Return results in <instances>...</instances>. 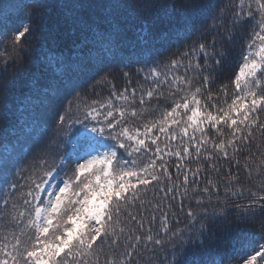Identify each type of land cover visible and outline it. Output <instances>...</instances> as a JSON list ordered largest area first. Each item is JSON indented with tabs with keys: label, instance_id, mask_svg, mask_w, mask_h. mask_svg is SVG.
<instances>
[{
	"label": "snow or ice",
	"instance_id": "snow-or-ice-1",
	"mask_svg": "<svg viewBox=\"0 0 264 264\" xmlns=\"http://www.w3.org/2000/svg\"><path fill=\"white\" fill-rule=\"evenodd\" d=\"M178 3L190 7L192 11L189 13L178 9ZM20 7L22 12L24 9H34L28 15L39 21L42 20V10H45L47 5L45 0H27ZM82 7L79 3L71 5L67 17L70 33L79 34L78 39L73 42L71 54L64 56L63 53H49L44 57L50 66H54L58 78V82L50 87L49 92L58 95L61 88L66 89L72 80L83 72L87 66L85 59L89 57L100 64L118 59L122 28L120 20L113 18L110 10H118L125 22L148 21L157 18L161 12L172 17L179 12L185 21V39H191L192 43L186 46L179 56L170 59L163 70L152 67L149 69L150 75L144 77L145 80H154L155 88L164 84L175 89L172 93L173 106L170 110L161 112L159 119L146 123L142 130L130 128L127 120L137 117L135 109L129 111L126 108L114 107L111 100L100 104L99 107L88 105L73 87L72 91L80 98L76 110L73 111L70 103L55 115L57 137L60 143L65 145L62 152L50 163L47 159L42 160L39 173L33 170L32 174L27 176L20 175L24 170L19 168L17 160L8 155L0 156V190L11 189L12 194L18 195L23 202L22 210L18 215L14 213L11 217L17 226L23 224V227L18 235L13 233L10 250L8 244L0 247V264H69L73 259L80 261V264H95L101 254L107 257L105 264H130L133 253L127 250L117 253L115 248L120 246V237L126 231L129 235L125 239L133 238L131 234L135 229L128 221H134L141 229L143 223L131 212L125 213L127 219L122 221L121 205L134 206L135 201L141 199L140 193L146 192L149 185H161L160 192L175 198L177 186L172 182L165 155L183 159L191 155L190 148H195L197 159L205 155L206 159L211 160L212 154L208 153L207 149L201 151L205 145L211 143L214 151L222 153L227 159L228 149L231 148L234 153L238 152L240 146L236 142L246 143L248 137L253 135L254 127L258 126L260 130H264V123L258 124V109L264 111V87L261 86L264 79V0H228V3L222 5L211 2L194 5L192 0H166L165 3H160L159 0H121L119 3L103 6L109 14L101 23L92 18H83L78 11ZM229 12L230 16L227 15ZM201 16L211 23L197 29L195 20ZM244 20L255 22L258 30L253 31L252 39L242 56V63L232 80L235 94L231 102L226 100V106L222 107L202 103L201 87L197 86L193 90L191 79L186 75L172 73L184 66L185 59L189 61V68L195 59V67L200 69L201 57L205 66L211 59L216 65L213 71L219 70L227 58L225 43L232 42L234 30L242 26ZM36 30L30 21L22 22L20 28L14 30L11 44L16 55L11 59L15 66H22L23 56L26 54L17 48L21 38ZM209 33L212 34L210 42L207 40ZM0 37L8 39L7 31L0 33ZM217 37L224 42L220 43L219 48ZM256 39L260 41L258 48L255 46ZM4 56L0 61L4 67L0 71H7V52ZM124 75L128 76V73L124 72ZM211 78L212 72H209L202 76L201 83L207 86ZM105 79L107 77H101L97 83ZM13 83L14 81L10 80L4 87H11ZM226 89L227 85L221 89L225 97L228 96ZM127 91L125 89L119 95L113 91L111 95L117 100L127 101ZM154 91L155 89L146 91L145 95L149 100L154 96ZM177 94H180L178 99L175 98ZM208 95L211 99V93ZM132 96H136V89H132ZM95 103L94 101L93 104ZM139 103H145L143 97ZM210 108H215V112ZM220 125L230 130V138L226 142L225 139L212 141L207 131V128L211 127L223 137L224 131ZM245 130L247 136L244 135ZM157 131L168 142L179 138L181 150L171 151L168 143H165L162 149L159 143L161 135H153ZM152 145L155 146L154 149ZM120 149H123L128 157L133 154L140 155L142 152H151V156L147 162L141 161L138 164L136 159L124 158L119 152ZM177 170L179 171V166ZM198 172L199 168L192 172V175L195 177ZM18 177L26 181L27 191L24 193L18 192V189L25 187L19 183ZM209 183L211 184V181ZM182 184L187 192V172L183 174ZM192 184V190L195 192L196 181L193 180ZM202 191L208 193L209 188L205 186ZM232 194L242 193L237 189V192ZM251 195L255 197L257 194L252 192ZM9 198L3 201L5 210ZM196 203L201 204V200L197 198ZM12 208L15 210L17 205L13 204ZM256 208L264 210V195L244 207L238 214L237 223H243L256 215H264V212L258 213ZM218 214L225 215L223 211H213L209 214L207 209H202L198 217L192 209L187 211L192 227L199 224L196 240L201 247L203 241L199 238L207 235L210 220L213 223L219 222L215 220ZM162 223L163 231L167 235V214H164ZM259 227L264 231V223ZM240 231L243 232L246 242L241 249L233 250V256L243 251V264H264V235ZM172 236L179 239L184 233H172ZM134 239L136 244H139L141 236L136 235ZM145 239L158 246L164 243L159 236L154 238L147 235ZM188 239L191 240L192 236ZM105 245L108 246L107 250ZM180 246L184 247L183 241ZM221 264H225L224 258L221 259Z\"/></svg>",
	"mask_w": 264,
	"mask_h": 264
},
{
	"label": "trees",
	"instance_id": "trees-1",
	"mask_svg": "<svg viewBox=\"0 0 264 264\" xmlns=\"http://www.w3.org/2000/svg\"><path fill=\"white\" fill-rule=\"evenodd\" d=\"M26 2L27 0H0V33L6 30L9 36L8 39L0 37V61L5 58V52L8 54L7 71H0V156L8 155L17 160L19 168L24 170L20 173L21 176L31 175L33 170H36L38 174L42 160L47 159L50 163L64 150L65 145L60 143L57 137L55 115L63 111L70 103L75 111L80 98H83L88 105L95 107L111 100L114 107L126 108L129 111L135 109L138 113L137 117L128 118L127 123L130 128H141V130L149 121L159 119L161 112L171 109L172 93L175 89L164 84L155 88V81L145 80L144 77L150 75L149 69L152 67L163 70L170 59L179 56L186 46L192 43L191 39H185V21L180 17L179 12L172 17L161 12L157 18L148 21L125 22L118 10H110L112 17L120 20L122 28L118 59L104 64L97 63L92 57L85 59L87 66L83 72L77 75L66 89L61 88L59 94L54 95L49 92V89L58 82V78L54 66H50L44 57L49 53H63L64 56L71 54L73 42L79 36L78 33L72 34L69 31L67 17L71 5L77 3L83 5L81 9H78L79 14L85 19L92 18L101 23L109 14L103 6L119 3L121 0H45L47 7L42 10L43 18L39 21L28 15L34 9L21 11L20 6ZM159 2L165 3L166 0H159ZM209 2L222 5L228 3V0H192L194 5ZM177 7L189 13L192 11L190 7L180 3ZM227 15L230 16L231 13ZM27 21H30L37 30L21 38L17 48L26 54L23 56L22 66L17 67L11 59L16 55L12 51L11 37L14 30H18L21 23ZM195 23L199 29L202 25L210 24L211 21L201 16L196 18ZM254 30H258L255 22L249 23L247 20L242 21V26L234 30L232 42L225 43L227 58L219 70L213 71L216 65L211 59L205 66L204 59L201 57L200 69H196L195 59L192 60L190 68L189 61L185 59L184 66L172 74L186 75L192 81L193 90L197 86L201 87L202 103L209 106L213 104L218 107L226 106L225 101L230 103L235 94L232 80L242 63V56L247 50L246 46L252 39ZM211 39L212 34L209 33L207 40L210 42ZM220 43L224 42L217 37V48ZM259 45L260 41L256 39L255 46L258 48ZM73 59L75 60L76 57ZM88 60L91 62L89 63ZM3 67L4 65L0 63V69ZM124 72H127L128 76H125ZM209 72H212V78L209 84L204 86L201 78ZM101 77H107V79L97 83ZM10 80L14 81L13 85L5 88L4 86ZM224 85H227V97L221 91ZM261 86L264 87V79L261 81ZM73 87L79 91L80 98L76 97L75 92L72 91ZM125 89L128 90L125 93L129 97L127 101L117 100L111 95L113 91L119 95ZM132 89H136L134 98ZM153 89H155L154 96L149 100L145 93ZM209 93H211V99H209ZM179 95L177 94L175 98L178 99ZM141 97L145 100L143 105L139 103ZM94 101L95 104H93ZM210 110L215 112V108ZM258 113V124L264 123V111L258 109ZM220 127L224 131L223 137L211 127L207 128L210 139L214 142H219L220 139H225L226 142L230 138V130L224 125ZM252 133L253 135L248 137L246 143L236 142L240 146L238 152L234 153L231 148L228 149L227 159L222 153L214 151L211 143L201 150L204 152L207 149V152L212 154L211 160L206 159L205 155L197 159L195 148H190L191 155L183 159H178L174 155H165L164 159L172 175V182L177 186L175 198L160 192L161 185L156 187L149 185L146 192L140 193L141 199L135 201L134 206L121 205L120 219L126 220L125 213L131 212L141 219L143 228L136 226L134 221H128L135 229L131 234L133 238L126 240L125 237L129 235L126 231L120 237V246L115 248V251L117 253L131 251L133 255L130 258V264H221L222 258L225 264H243L245 256L243 251L233 256V250L241 249L246 242L240 230L251 231L258 236L264 235V231L259 227L261 223H264V215H256L243 223H237L238 214L244 207L250 205L251 201L258 199L260 195H264V187H262L264 185V130H260L257 126L252 129ZM153 135L161 134L157 131ZM244 135L247 136V130L244 131ZM159 143L162 149L165 143H168L171 151L181 150L179 138L168 142L161 135ZM151 147L155 148L154 145ZM119 152L124 158L136 159L138 164L141 161L147 162L151 156V152L133 154L132 157H128L123 149ZM237 161H239L238 164ZM157 163L159 164L160 161ZM197 168L199 172L194 177L192 172H196ZM189 169L191 171H188ZM185 172L189 176L187 192L182 184ZM193 180L196 181L195 192L192 190ZM19 183L25 187L18 189V192H26V181L19 179ZM205 186L209 188L208 193L202 191ZM237 189L242 194L233 195L232 193L237 192ZM252 192L257 195L253 197ZM5 198H9L7 210L3 203ZM197 198L201 200L199 205L196 203ZM13 204L17 205L15 210L12 208ZM157 204L159 207H156ZM22 205V200L18 195L12 194L11 189L0 190V247L8 244L10 250L13 233L18 235L23 227V224L17 226L16 221L11 219L14 213L18 215V212L22 210ZM189 209L196 212L198 217L202 209H207L209 214L213 211L217 213L223 211L225 214H218L215 217V220L219 222L213 223L211 220L208 222L207 235L199 238L203 241L202 247L196 240L199 224L192 227L187 216ZM256 211L264 212L259 208H256ZM164 214H167V235L163 231ZM25 231L28 232L27 229ZM179 232L184 233L182 238L172 236V233ZM136 235L141 236L139 244L135 242ZM147 235H152L154 238L159 236L164 243L159 246L149 243L145 239ZM189 236H192L191 240L188 239ZM4 237L7 239L5 240ZM182 241L184 247L180 246ZM126 245L127 249H125ZM107 247L105 245L106 250ZM106 260L107 257L101 254L95 264H105ZM69 264H80V261L73 259Z\"/></svg>",
	"mask_w": 264,
	"mask_h": 264
}]
</instances>
